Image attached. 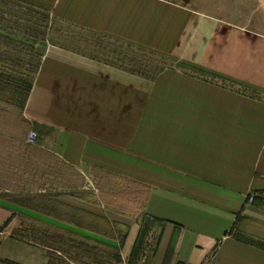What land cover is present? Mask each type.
<instances>
[{
	"label": "crops",
	"instance_id": "obj_1",
	"mask_svg": "<svg viewBox=\"0 0 264 264\" xmlns=\"http://www.w3.org/2000/svg\"><path fill=\"white\" fill-rule=\"evenodd\" d=\"M122 1L92 0L87 20L125 38L113 24L135 22L140 0ZM247 48L249 77L255 68L261 77L240 80L264 90V0H249ZM165 82L173 109L150 118L166 121L150 122L148 133L132 122L127 131L124 74L62 50L43 61L23 112L29 134L37 135L31 148L38 161L55 159L86 179L93 169L105 170L145 187L147 196L138 216L77 189L45 185L40 237L63 232L71 250L85 247L86 264H264V207L249 202L264 199V96L195 79ZM17 213L0 203V264H56L51 252L63 251L12 233Z\"/></svg>",
	"mask_w": 264,
	"mask_h": 264
},
{
	"label": "rangeland",
	"instance_id": "obj_2",
	"mask_svg": "<svg viewBox=\"0 0 264 264\" xmlns=\"http://www.w3.org/2000/svg\"><path fill=\"white\" fill-rule=\"evenodd\" d=\"M91 4L92 0H0V128L12 134L5 144L0 139V203L11 204L19 212V227L12 233L34 243L40 237L39 190L45 185L55 190L77 189L91 201L138 216H143L147 196L145 187L111 172L93 169L86 179L55 159L39 162L36 151L28 150L36 143L29 141L31 126L23 112L49 56L62 50L124 74L127 131L132 122L140 121L148 133L150 122L166 121L150 118L152 111L166 110L167 105L173 109L165 99V90L168 96L172 91L166 79H195L237 94L264 96V90L240 80L261 77L257 68L249 77L247 68L249 0L136 1L140 14L135 15V22L113 24L125 38L109 35L101 24L87 20ZM246 57L248 63L242 61ZM231 66L234 69L229 70ZM47 179L52 182L45 183ZM249 202L264 207L262 194L250 196ZM41 235L53 250L64 252H51L53 263H87L85 247L71 250L63 232L45 230ZM255 239L249 235V241Z\"/></svg>",
	"mask_w": 264,
	"mask_h": 264
},
{
	"label": "trees",
	"instance_id": "obj_3",
	"mask_svg": "<svg viewBox=\"0 0 264 264\" xmlns=\"http://www.w3.org/2000/svg\"><path fill=\"white\" fill-rule=\"evenodd\" d=\"M13 82H15V83H17L18 84V82L17 81H13ZM4 93H8V91H3ZM30 92V91H29ZM7 130V129H6ZM6 130H4L3 128H0V139H2V141H4L3 143L5 144V143H7L8 142V140H7V137L9 136V137H12V134L10 133V132H7ZM2 145V144H1ZM32 148H31V146H29L28 147V150H31ZM32 151H34L33 149H32ZM37 153V152H36ZM32 156V155H31ZM37 156V155H36ZM29 162H31V160L29 161Z\"/></svg>",
	"mask_w": 264,
	"mask_h": 264
},
{
	"label": "built area",
	"instance_id": "obj_4",
	"mask_svg": "<svg viewBox=\"0 0 264 264\" xmlns=\"http://www.w3.org/2000/svg\"><path fill=\"white\" fill-rule=\"evenodd\" d=\"M36 138H37V136L34 133H30L29 141L31 143H33V142L35 143L36 142Z\"/></svg>",
	"mask_w": 264,
	"mask_h": 264
}]
</instances>
